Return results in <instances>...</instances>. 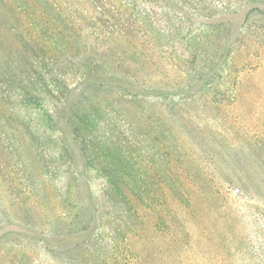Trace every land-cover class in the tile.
<instances>
[{"label": "trees", "instance_id": "obj_1", "mask_svg": "<svg viewBox=\"0 0 264 264\" xmlns=\"http://www.w3.org/2000/svg\"><path fill=\"white\" fill-rule=\"evenodd\" d=\"M257 70L264 72V0H0V159L7 161L0 162V173L12 160L23 165L28 146L35 153L47 151L41 141L45 131H39L43 123L56 127L62 119L82 151L102 155V146L93 141L104 138L96 136L97 124L106 127L111 118L109 125L118 127L121 119L123 127H137V135L148 138L155 116L161 153L165 146L158 131L161 140H170L172 124L190 119L184 108L202 105L212 116L222 112L224 123L240 122L261 185L264 105L254 101L252 85L243 88V78ZM251 103L257 108L253 113ZM245 104L243 111L237 109ZM173 153L181 154L176 145ZM55 160L70 162L65 148ZM46 169L60 176L73 172L72 166ZM161 173L154 203L118 192L102 198L113 197L114 205L99 197L92 205L86 200L79 205L76 230L62 235L73 237L86 264H145L142 249L150 232L153 245L169 250L173 260L186 259L195 243L206 242L205 253H215L210 230L198 224L201 212L216 208L238 216L239 207L227 206L218 188H185L189 176H172L167 168ZM3 178L9 180V173ZM166 181L173 186L164 188ZM229 189L247 202L249 188ZM254 196L264 198L263 193ZM200 199L207 204L198 208ZM252 214L258 224L264 208ZM225 225L222 220L220 226ZM235 230L223 232L221 240L231 242ZM3 231L0 226V235ZM83 233H92L90 239L77 241ZM219 249L201 261L264 264V238L255 245L240 236L234 254L222 243ZM73 262L79 264L76 258Z\"/></svg>", "mask_w": 264, "mask_h": 264}, {"label": "rangeland", "instance_id": "obj_2", "mask_svg": "<svg viewBox=\"0 0 264 264\" xmlns=\"http://www.w3.org/2000/svg\"><path fill=\"white\" fill-rule=\"evenodd\" d=\"M255 20H258V15L250 18L248 23L252 24ZM237 21L233 22L235 29H238ZM249 76L243 78V88L252 85L253 88L249 87L252 95H255L254 101L261 102L258 104L263 106L264 97L261 94H264V87L260 85L264 81V72L257 70ZM245 108L246 104L237 107L239 111ZM248 108L251 113L257 110L252 103ZM202 109V105L186 106L183 112L190 119L172 124L170 140H161L158 131L159 141L165 146L161 153L158 152L160 142L155 139V116L149 121L152 131L148 138L139 137L137 131L140 130L137 127H123L121 119L116 120L120 125L118 127L109 125L115 121L111 118L106 120V127L97 124L94 128L96 136L104 134V140L100 138L93 141L97 146H102V155L82 151L81 146L65 129L62 119L58 124L61 131L57 129L58 126L49 125L46 128L43 123L44 127L40 126L39 131H45L41 138L46 146L45 154L35 153L28 146L23 165L12 160L6 165L5 173H0V226L4 228L0 235V264H76L73 262L75 258L79 264H86L83 255L76 251L73 235L70 240H64L62 235L68 229L76 230L79 218L75 221V215L79 205L85 204V200L94 204V197L104 200L106 205H114L113 197L111 200L102 198L106 195L115 196L118 192L130 198L147 197L149 203H154L163 168H167L172 176L176 172L189 176L185 188H218L223 200L228 201L227 206H238L240 213L238 216H229L228 212L220 213L216 208L207 213L200 211L201 222L198 224H205L210 230L208 238L218 249L213 254L205 253L206 242L195 243L198 244L195 252L193 249L187 251L184 255L186 259L173 260L167 255L169 250L153 245L150 237L153 233H148V242L143 244L142 249L145 264H208L205 259L201 261V258L220 253L221 243L233 250L234 254L240 236H246L252 244L258 245L261 238H264V216H258L260 222L256 224L252 222V213L264 208V198L254 196L264 194V183L259 185L260 175L249 159L248 137L243 133L240 122L232 120V123H224L220 119L222 112L215 117ZM43 114L44 111L42 118ZM116 118L121 116L117 115ZM175 145L181 152L180 156L171 154ZM63 148L70 162L55 160ZM168 161L171 165H164ZM0 162L1 166L7 163L1 159ZM49 166H72L73 172L54 175L47 171ZM180 166L182 171H176ZM6 172L9 173V180L3 178ZM240 185L249 188L248 197L244 198L247 202L244 203L239 202L235 192L229 189ZM171 186L173 184L166 181L164 188ZM100 202L102 204L103 201ZM206 204L207 201L200 199L198 208ZM222 220L228 225L221 227ZM229 228L231 232L236 229L235 239L231 242L222 241L223 232ZM91 234H80L77 241L90 239ZM50 248L53 254L47 250ZM159 250L164 251L158 253ZM196 250H201L202 255H198ZM9 258L11 262H8ZM238 264H241L239 259Z\"/></svg>", "mask_w": 264, "mask_h": 264}]
</instances>
